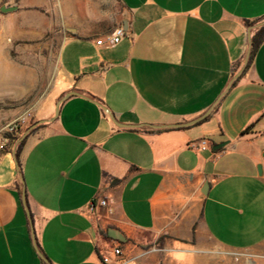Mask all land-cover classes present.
<instances>
[{
	"label": "crops",
	"instance_id": "crops-1",
	"mask_svg": "<svg viewBox=\"0 0 264 264\" xmlns=\"http://www.w3.org/2000/svg\"><path fill=\"white\" fill-rule=\"evenodd\" d=\"M263 23L264 0H0V75L31 74L5 35L39 39L46 101L73 93L20 165L0 158V264H102L113 246L136 264H264ZM101 191L112 214L91 219Z\"/></svg>",
	"mask_w": 264,
	"mask_h": 264
},
{
	"label": "rangeland",
	"instance_id": "rangeland-1",
	"mask_svg": "<svg viewBox=\"0 0 264 264\" xmlns=\"http://www.w3.org/2000/svg\"><path fill=\"white\" fill-rule=\"evenodd\" d=\"M18 1L3 0L4 3L10 2V4ZM3 28H7V26L0 25V30ZM33 28L38 30L39 25L33 26ZM3 41L1 50H8L12 46L16 61L20 62L22 66L26 65V68L30 64L31 74L29 76L21 73L13 79L12 74H6L5 77L0 75V79H2L0 82V158L3 154L15 152L22 139L30 133L34 126L44 125L29 136L28 140L43 135L49 127V123H42V121L50 119L47 117L43 120V117L51 105L54 106L59 102L46 101L53 95L57 70L55 62L53 61L52 65L51 60L49 61L47 58L46 51L35 48L42 44L41 40H33L34 48L30 52H28V45L23 42L11 44V38L6 35L3 37ZM24 50L26 57L23 55ZM29 55L32 56L30 61ZM241 254L246 255L243 252ZM233 258L235 262L240 261L236 260V257ZM246 258L245 256L240 257V259Z\"/></svg>",
	"mask_w": 264,
	"mask_h": 264
},
{
	"label": "built area",
	"instance_id": "built-area-1",
	"mask_svg": "<svg viewBox=\"0 0 264 264\" xmlns=\"http://www.w3.org/2000/svg\"><path fill=\"white\" fill-rule=\"evenodd\" d=\"M128 36V32L123 28L119 27L114 30V32L106 37L105 39H100L97 44L99 46L106 45L108 47H115L119 45L126 37ZM191 149L197 151H205L209 149V141L203 139L199 142L192 143L190 145ZM99 209H107L109 214H112V209L110 208L109 199H107L104 195V192H100L99 196L96 198L94 202H92L87 209L83 210L82 213L87 215L91 219L98 218ZM156 249H151V251H145V255L155 251ZM233 257H236V260H240V257L247 255H243L241 253H232ZM137 257H130L126 255L121 247L113 246L103 252L101 255V263L102 264H136Z\"/></svg>",
	"mask_w": 264,
	"mask_h": 264
},
{
	"label": "trees",
	"instance_id": "trees-1",
	"mask_svg": "<svg viewBox=\"0 0 264 264\" xmlns=\"http://www.w3.org/2000/svg\"><path fill=\"white\" fill-rule=\"evenodd\" d=\"M263 42H264V25H261L259 28L256 29V32L253 34L252 39H251V50H250L249 63L254 58L257 50L259 49V47L261 46V44ZM41 127H44V125H38L34 129H32L30 131V133L24 139H22V141L20 142L17 150L14 152L15 156H16V159L19 162V165H20L21 154L23 152V149H24V147H25V145L27 143V140H28L29 136L34 134Z\"/></svg>",
	"mask_w": 264,
	"mask_h": 264
},
{
	"label": "water",
	"instance_id": "water-1",
	"mask_svg": "<svg viewBox=\"0 0 264 264\" xmlns=\"http://www.w3.org/2000/svg\"><path fill=\"white\" fill-rule=\"evenodd\" d=\"M16 10H17V7H10V8L3 7V8H2V11H3V12H13V11H16ZM262 25H264V23H263ZM72 95H73V93L67 94V95L64 97L63 100L59 101V103H58V111H57V114H58V112H59V107H60V105L64 102L65 99L69 98V97L72 96ZM42 123H43V122H42ZM36 126H38V125H36ZM36 126H34L33 129H34ZM23 200H24V202H25V204H26L27 195H26V190H25V189H24V191H23ZM27 213H28V216H29V220H30V224H31L32 230H34L33 218H32V216H31V214H30V210H29L28 208H27ZM33 233H34V231H33Z\"/></svg>",
	"mask_w": 264,
	"mask_h": 264
}]
</instances>
